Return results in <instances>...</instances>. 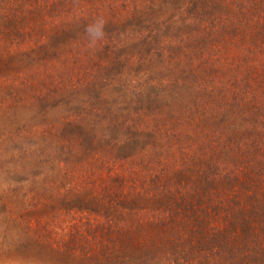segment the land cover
Segmentation results:
<instances>
[{
	"label": "rangeland",
	"instance_id": "rangeland-1",
	"mask_svg": "<svg viewBox=\"0 0 264 264\" xmlns=\"http://www.w3.org/2000/svg\"><path fill=\"white\" fill-rule=\"evenodd\" d=\"M63 1L19 20L0 0V264H118L107 249L118 225L168 216L135 172L145 137L161 136L141 106L158 51L258 0ZM139 240L121 252L143 256L124 264H162L167 249Z\"/></svg>",
	"mask_w": 264,
	"mask_h": 264
},
{
	"label": "trees",
	"instance_id": "trees-1",
	"mask_svg": "<svg viewBox=\"0 0 264 264\" xmlns=\"http://www.w3.org/2000/svg\"><path fill=\"white\" fill-rule=\"evenodd\" d=\"M60 1L5 5L21 20ZM250 4L253 13L212 17L199 34L175 36L181 43L169 57L158 51L165 71L156 72L155 91L142 92L141 106L161 136L145 137L143 150L152 151L135 172L169 214L118 225V246L107 245L112 261L143 256L121 251L148 234L142 252L166 248L162 264H264V0ZM243 24L249 29L234 27Z\"/></svg>",
	"mask_w": 264,
	"mask_h": 264
},
{
	"label": "clouds",
	"instance_id": "clouds-1",
	"mask_svg": "<svg viewBox=\"0 0 264 264\" xmlns=\"http://www.w3.org/2000/svg\"><path fill=\"white\" fill-rule=\"evenodd\" d=\"M85 31L88 34L91 41L98 40L104 36L103 21L99 20L92 24L85 26Z\"/></svg>",
	"mask_w": 264,
	"mask_h": 264
}]
</instances>
